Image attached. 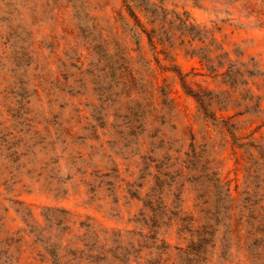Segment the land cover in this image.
<instances>
[{
  "label": "rangeland",
  "instance_id": "obj_1",
  "mask_svg": "<svg viewBox=\"0 0 264 264\" xmlns=\"http://www.w3.org/2000/svg\"><path fill=\"white\" fill-rule=\"evenodd\" d=\"M150 1L155 50L121 0H0L31 42L26 66L0 58V264H180L143 237L160 187L170 210L262 223L195 264H264V0Z\"/></svg>",
  "mask_w": 264,
  "mask_h": 264
},
{
  "label": "trees",
  "instance_id": "obj_2",
  "mask_svg": "<svg viewBox=\"0 0 264 264\" xmlns=\"http://www.w3.org/2000/svg\"><path fill=\"white\" fill-rule=\"evenodd\" d=\"M122 8L131 16L133 21L139 23L138 29L144 33L147 41L152 48L158 49L161 47L159 40L155 39L157 33V18L152 17L155 12V6L150 0H121ZM136 9V12H134ZM142 18V20H141ZM2 21V19H1ZM13 19H6L0 24V58L8 60L10 68L8 71L14 70L19 64L25 66L29 63L31 54V42L27 36H23L20 30L13 23ZM150 25L148 28L145 25ZM137 25V24H136ZM131 28V27H130ZM130 36H133V43L138 44V33L132 31ZM11 51V56L8 52ZM20 61V63H19ZM167 70L173 71L178 74V70L174 67V64L165 66ZM181 86H184V81L180 78ZM28 84L27 80H16L15 86L4 87L8 89L10 99L7 101L8 105L12 104L19 106L20 104L26 105L28 102L26 91L23 90L21 85ZM14 89V90H13ZM31 90H38V83L31 84ZM186 93L189 90L184 89ZM193 95V94H192ZM5 121V118L3 119ZM183 153H185L183 151ZM164 174V173H163ZM222 182V181H219ZM162 188H158L155 196H148L143 199L142 202L148 208V212L145 214V226L146 231L143 237L149 241V244H159L163 249L170 247L178 252V263L180 264H195L197 261H204L207 255V246L216 250H212L213 253L226 257V240L231 238L241 239V246L243 249L252 247V243L257 240L256 233L262 227L261 221L256 218L253 212H235L231 210H224L213 208L200 212H194L191 210L183 212L178 209L170 210L165 206V198L161 193ZM228 198L233 199L234 196L228 193ZM217 204L219 197L217 198H205V202ZM163 203L160 209H155V205ZM160 203V204H161ZM264 224V221H263ZM249 226L246 229V226ZM173 228L174 233L180 239L182 245L168 243L166 235L167 231ZM244 231L248 232L244 234ZM243 237V238H242ZM155 248V246L153 247ZM166 250L155 251L157 258L154 259L152 264H161L160 261L165 258H160V255L165 254ZM245 251V250H244ZM252 254L258 253V250H253Z\"/></svg>",
  "mask_w": 264,
  "mask_h": 264
}]
</instances>
